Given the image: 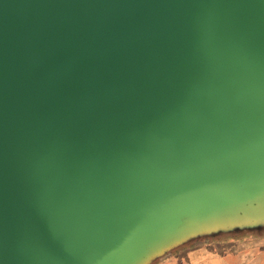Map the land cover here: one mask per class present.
Returning <instances> with one entry per match:
<instances>
[{
    "label": "water",
    "instance_id": "1",
    "mask_svg": "<svg viewBox=\"0 0 264 264\" xmlns=\"http://www.w3.org/2000/svg\"><path fill=\"white\" fill-rule=\"evenodd\" d=\"M264 213V0H0V264H146Z\"/></svg>",
    "mask_w": 264,
    "mask_h": 264
},
{
    "label": "crops",
    "instance_id": "2",
    "mask_svg": "<svg viewBox=\"0 0 264 264\" xmlns=\"http://www.w3.org/2000/svg\"><path fill=\"white\" fill-rule=\"evenodd\" d=\"M163 264H264V238L224 240L181 249Z\"/></svg>",
    "mask_w": 264,
    "mask_h": 264
},
{
    "label": "rangeland",
    "instance_id": "3",
    "mask_svg": "<svg viewBox=\"0 0 264 264\" xmlns=\"http://www.w3.org/2000/svg\"><path fill=\"white\" fill-rule=\"evenodd\" d=\"M264 238V213L255 212L246 218L220 222L217 227L191 234L187 239L162 251L146 264H163L170 255H175L186 246L197 247L203 243L224 240H253Z\"/></svg>",
    "mask_w": 264,
    "mask_h": 264
}]
</instances>
